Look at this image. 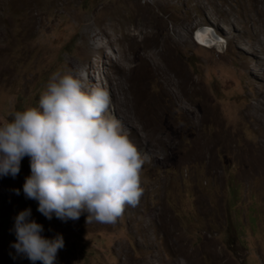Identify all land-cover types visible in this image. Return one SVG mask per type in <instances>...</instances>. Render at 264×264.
Wrapping results in <instances>:
<instances>
[{
	"label": "rangeland",
	"instance_id": "1",
	"mask_svg": "<svg viewBox=\"0 0 264 264\" xmlns=\"http://www.w3.org/2000/svg\"><path fill=\"white\" fill-rule=\"evenodd\" d=\"M58 70L109 92L143 194L114 224L49 220L26 156L0 177V264H32L11 247L27 208L63 237L54 264H264V0H0V120Z\"/></svg>",
	"mask_w": 264,
	"mask_h": 264
},
{
	"label": "clouds",
	"instance_id": "2",
	"mask_svg": "<svg viewBox=\"0 0 264 264\" xmlns=\"http://www.w3.org/2000/svg\"><path fill=\"white\" fill-rule=\"evenodd\" d=\"M110 105L103 87L86 89L71 72H53L38 106L12 111L11 119L0 120V177L15 179L27 156L31 174L23 194L38 202L37 211L44 217L75 221L87 212V224H114L126 206L139 204L145 157L110 114ZM14 192L20 195V189ZM14 221L10 231L16 236L11 244L16 254L32 264H54L63 237L45 238L30 208Z\"/></svg>",
	"mask_w": 264,
	"mask_h": 264
},
{
	"label": "bare ground",
	"instance_id": "3",
	"mask_svg": "<svg viewBox=\"0 0 264 264\" xmlns=\"http://www.w3.org/2000/svg\"><path fill=\"white\" fill-rule=\"evenodd\" d=\"M127 29H128V31L125 32V33H126L125 36H127V35H131V29H129V28H127ZM103 31H104V32H103V36L106 35L107 37L110 38L111 41L117 39V37H116V38H112V37H110V35H109V31H108L107 29H104ZM141 32H142V31H141ZM101 34H102L101 32H97V33L95 34V36H98V37H99ZM133 35H134V34H133ZM203 40H206V39H205V38H202V41H203ZM103 45H104V43L100 41V38H98L97 47L102 48ZM257 106H258V105H257ZM256 109H257V108H256ZM257 110H259V109H257ZM259 111H260V110H259ZM252 113H253V112H252ZM257 113H259V112H257ZM256 116H257V115H256ZM257 117H258V116H257ZM261 118H262V120H261L260 118H258V119H259V121H261V123L264 124V118H263L262 116H261ZM197 147H198L197 149H200V151H198V152H200V153H202V152L204 151V148L208 150L207 146L204 145V144H202V145H198ZM203 147H204V148H203ZM197 149H196V150H197ZM200 153H198V155H199ZM256 161H257V160H256ZM257 162H258V161H257Z\"/></svg>",
	"mask_w": 264,
	"mask_h": 264
},
{
	"label": "water",
	"instance_id": "4",
	"mask_svg": "<svg viewBox=\"0 0 264 264\" xmlns=\"http://www.w3.org/2000/svg\"><path fill=\"white\" fill-rule=\"evenodd\" d=\"M198 40V39H197ZM199 41V40H198Z\"/></svg>",
	"mask_w": 264,
	"mask_h": 264
}]
</instances>
